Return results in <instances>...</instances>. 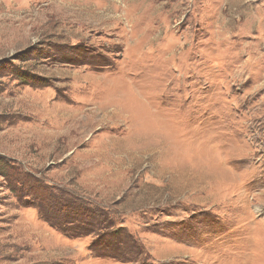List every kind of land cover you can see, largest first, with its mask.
Listing matches in <instances>:
<instances>
[{
    "label": "rangeland",
    "instance_id": "obj_1",
    "mask_svg": "<svg viewBox=\"0 0 264 264\" xmlns=\"http://www.w3.org/2000/svg\"><path fill=\"white\" fill-rule=\"evenodd\" d=\"M0 264H264V0H0Z\"/></svg>",
    "mask_w": 264,
    "mask_h": 264
},
{
    "label": "trees",
    "instance_id": "obj_2",
    "mask_svg": "<svg viewBox=\"0 0 264 264\" xmlns=\"http://www.w3.org/2000/svg\"><path fill=\"white\" fill-rule=\"evenodd\" d=\"M81 205H82V204H81ZM83 206L86 207L88 210H87L86 208H84ZM83 206L80 207V209H81L83 212H86V210H87V211H90V210H89L90 206H88V205L85 204V203L83 204ZM103 208H104V207H103ZM92 210H93V209H92ZM98 214H100V213H98ZM100 216H101V214H100ZM100 216H99V218H100ZM115 233H116V231H115Z\"/></svg>",
    "mask_w": 264,
    "mask_h": 264
},
{
    "label": "bare ground",
    "instance_id": "obj_3",
    "mask_svg": "<svg viewBox=\"0 0 264 264\" xmlns=\"http://www.w3.org/2000/svg\"><path fill=\"white\" fill-rule=\"evenodd\" d=\"M104 5H106V4L104 3ZM131 17H133V16L131 15ZM134 17H135V16H134ZM134 17H133L132 19H129V21H130L131 24H132L131 26H133V27H134V23H133V21H134ZM135 18L137 19V17H135ZM133 27H131V28H133ZM97 108H98V109H99V108L101 109V106H98ZM100 109H99V110H100ZM101 110H102V109H101Z\"/></svg>",
    "mask_w": 264,
    "mask_h": 264
}]
</instances>
